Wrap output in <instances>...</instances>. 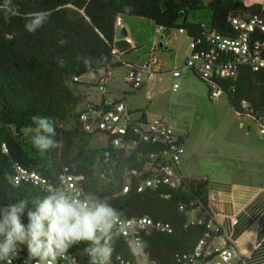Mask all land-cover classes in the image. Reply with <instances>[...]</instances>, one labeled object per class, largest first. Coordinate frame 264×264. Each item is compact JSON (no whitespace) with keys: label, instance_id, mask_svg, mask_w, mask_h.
<instances>
[{"label":"trees","instance_id":"obj_1","mask_svg":"<svg viewBox=\"0 0 264 264\" xmlns=\"http://www.w3.org/2000/svg\"><path fill=\"white\" fill-rule=\"evenodd\" d=\"M5 5L6 0H0V145L7 142L10 154L0 153L2 207L15 203L17 197L40 198L48 194L31 184L13 186L12 158L52 178L58 177L64 165H75L86 177L88 194L106 198L125 215H150L171 222L173 233L147 234L144 243L157 264H180L179 255L192 252L206 231L204 225L186 227L187 215L180 206L200 207L212 216L208 182L188 178L179 189L168 192L169 198L164 197L165 186L140 192L134 185L127 195L115 196L124 185L126 170L140 164L139 153L127 155L112 149L109 161H101L105 176L96 174V150L87 149L92 135L81 137L77 114L85 94L80 91L82 83L75 82L74 77L92 69L122 66L115 53L116 21L120 15L148 19L163 26L166 33L186 29L191 38L199 39L207 29L234 34L231 16L264 15V5L250 6L245 0H11L8 7L15 8L19 15L11 16L8 22ZM42 11L50 12L47 21L35 33H29L25 14ZM261 38L264 40V36ZM194 74L210 89L208 81ZM219 84L237 113L246 112L245 101L248 112H264V69L255 71L243 65L236 77L221 79ZM34 115L53 118V139L60 142L58 147L40 151L26 138L28 131H36L31 119ZM74 119L76 127L66 129ZM188 137L189 129L183 138L186 141ZM22 219L27 224L26 214ZM85 246L81 243L72 251L78 255ZM113 247L134 263L133 252L121 236ZM78 257L81 264H88L87 256Z\"/></svg>","mask_w":264,"mask_h":264},{"label":"built area","instance_id":"obj_2","mask_svg":"<svg viewBox=\"0 0 264 264\" xmlns=\"http://www.w3.org/2000/svg\"><path fill=\"white\" fill-rule=\"evenodd\" d=\"M123 16L116 21L117 29L124 24ZM234 34H222L215 29H207L202 38H191L190 54L185 59L183 67L172 70L173 76L179 80L174 83V90L186 88L188 72L198 73L210 83L209 99L218 101L224 94L219 80L236 77L243 65L251 66L255 71L264 69V15L256 14L247 18L231 16L229 18ZM165 41L172 44L171 32L166 33L163 26ZM175 37L189 36L186 29L173 30ZM126 40L132 42L127 36ZM207 44V45H206ZM115 53L118 51L115 49ZM126 68L124 88L114 67L92 69L87 73L74 77L75 82L82 83L83 89L96 87L102 96L94 101L90 93L83 92L85 99L78 105L77 114L81 130L87 135L102 133L109 138V144L98 152L105 161L112 157V149L125 151L127 155L134 151L139 153V165L131 166L125 172V180L120 193L127 195L134 185L143 192L159 186L167 187L164 197L169 198V191L179 189L190 178L183 169L187 153L184 133H178L171 118L166 116L151 117L148 106L158 94L155 87L156 79L162 73V61L156 53H150L145 61L139 64L120 61ZM145 90V102L135 101L138 92ZM244 112L238 115L252 117L257 123L264 138V112L256 114L248 112L249 104L244 102ZM185 132V131H184ZM0 153L10 154L7 142L0 145ZM10 183L13 186L31 184L48 193L62 185L72 186L82 194L87 193L85 175L73 165H64L58 177L52 178L41 171L26 167L17 158H12ZM212 175H226V169L212 170ZM105 176V173H102ZM215 198V193L209 192V203ZM0 207H2L0 200ZM181 211L187 215L186 227L204 225L206 231L192 252L179 255L180 264H242L245 259L238 243L228 233H223L214 215L208 216L200 207L188 208L181 204ZM126 221L125 232L121 237L133 252V264H157L146 250L144 239L153 232L173 233L174 225L150 215L129 216L123 214ZM237 223L238 219L234 218ZM26 224V223H25ZM19 256L12 259V264H36L35 259H29L26 245ZM76 256L79 264L80 258ZM64 262L58 261V264ZM0 264L5 262L0 261ZM112 264H132L121 254L114 252Z\"/></svg>","mask_w":264,"mask_h":264},{"label":"clouds","instance_id":"obj_3","mask_svg":"<svg viewBox=\"0 0 264 264\" xmlns=\"http://www.w3.org/2000/svg\"><path fill=\"white\" fill-rule=\"evenodd\" d=\"M10 4L6 0V22L19 15ZM49 15L48 11L25 14V29L35 33ZM31 119L36 125L33 146L40 151L58 147L53 118L34 115ZM25 214L27 224L22 219ZM122 217L106 198L82 194L72 186L62 185L40 198L17 197L15 203L0 207V261L12 264L23 250L21 245H26L28 258L36 264H58L60 260L79 264L71 250L84 243L78 255L87 256L88 264H112L113 244L125 232Z\"/></svg>","mask_w":264,"mask_h":264},{"label":"crops","instance_id":"obj_4","mask_svg":"<svg viewBox=\"0 0 264 264\" xmlns=\"http://www.w3.org/2000/svg\"><path fill=\"white\" fill-rule=\"evenodd\" d=\"M211 1L209 0L207 3ZM256 3L264 5V0H252L251 3L246 1V4L250 6ZM126 17L123 19V26L118 28L117 32L119 34L120 30L126 27L129 32L128 36L132 38V42H128L126 38L120 40L116 38L117 44H115L118 45L121 43L125 49L121 47L117 48L116 46L115 49L118 51L117 56L121 58L120 61L124 60L134 63V59L137 57V63L139 64L145 61L147 57L140 56L136 52L138 56L136 55L132 59L127 54L139 49L146 40L154 37L151 36L152 34L159 33L160 30L156 23L149 20L150 23H154L158 28L153 29L151 24H149L147 26L149 28V34L142 35L137 27L141 25L139 19L145 18L129 16L127 17L129 19H126ZM142 25L146 27L145 23ZM184 37L190 39L187 45V49L189 50L191 37ZM175 39H179V37H175ZM161 42H164L163 46H161ZM152 46L154 50L151 53H156L158 49L163 50L169 48L165 41V35L160 36L159 43L154 41ZM173 50L176 52L175 48ZM183 65L176 68L183 67ZM165 72L172 73V69H164L163 61L162 73ZM191 73L193 72H188L187 86L184 89L188 87ZM155 87H157L156 82ZM80 91L84 92L82 87H80ZM144 98L145 90H142L141 93L137 94L136 102L144 104ZM92 100L97 101L99 99L92 98ZM148 109L147 112L149 113ZM166 117L171 118L170 116ZM246 117L247 115L243 118L238 115L241 121L237 119L236 125L231 126L225 131L223 139L224 146L220 149L218 156L210 155L205 159H189L185 156L183 169L190 178L206 180L208 182L209 192L215 193V198L210 202V209L220 224L222 232L230 234L238 243L240 250L245 256L242 264H264V138L253 118L252 120L249 119L250 121L248 123L245 122L246 120L243 122ZM171 119L176 126L175 119ZM85 135L88 136L87 134ZM105 147L107 146L95 150L98 160L107 162L98 156V152L105 149ZM214 168L219 170L226 169L227 174L222 175L219 173L212 175L211 172ZM234 218L238 219L237 223L234 222Z\"/></svg>","mask_w":264,"mask_h":264},{"label":"rangeland","instance_id":"obj_5","mask_svg":"<svg viewBox=\"0 0 264 264\" xmlns=\"http://www.w3.org/2000/svg\"><path fill=\"white\" fill-rule=\"evenodd\" d=\"M205 1L207 2L209 0ZM246 1L251 3L252 0H245V2ZM126 19L129 18L126 17ZM139 21L141 22V25H139L137 29L142 33V35L149 34V28H147L149 24H151L153 29L158 28L154 23H150L148 19H139ZM143 23L146 24V27L142 25ZM163 35L164 34L162 32H159L152 34L151 36H154L153 38L150 36H141L150 38L149 40H146L139 49L133 50L127 55L132 59L136 57L137 53L138 55L140 54V56L148 57V55L154 50L152 46L153 42L157 41L159 43L160 36ZM171 37L173 38V44L171 46L167 44V46H169L168 49H158L156 54L160 57L162 63L164 61V69L174 70L176 67L184 64L186 56L189 54L187 45L190 42V39L188 37H180L179 39H175L174 31L171 32ZM116 44L115 46L117 48H123L121 43L118 45ZM174 48L176 49V52L173 50ZM124 55L126 56V54ZM116 60L120 61L121 58L117 56ZM134 61L136 64L138 62V58L136 57ZM114 72L117 77L121 78L120 81L122 86L124 88L128 87L124 78L126 75V68L118 67L114 69ZM174 78L175 77L172 73L165 72L160 74L156 79V88L158 94L149 106L148 110L150 116H170L171 118H174L178 133H184L186 129H190V136L186 140L187 158L205 159L210 155L218 156L220 149L224 146V133L228 128L236 125V122L240 120L238 118V114L231 106L226 94H223L218 101L211 102L209 99L208 85L196 74L191 73L187 89L181 88L174 90V83L179 81ZM83 91L90 93L91 99H100L102 96V93L99 92L94 86L85 88ZM144 102L145 98L143 99V103ZM249 119L252 120V117L247 116L246 119L244 118L243 122L246 120L245 122L248 123L250 121ZM76 124V119H74L66 126V129L75 128ZM35 134L36 131H28L26 138L32 140V137ZM80 134L82 138L85 136L82 130ZM108 144L109 138L107 136L103 135L102 133L95 134L92 138L89 137L87 149L95 150L104 146H108ZM95 156L94 158L97 169L96 174L101 176V169L103 168V165L101 161L98 160L97 155Z\"/></svg>","mask_w":264,"mask_h":264},{"label":"water","instance_id":"obj_6","mask_svg":"<svg viewBox=\"0 0 264 264\" xmlns=\"http://www.w3.org/2000/svg\"><path fill=\"white\" fill-rule=\"evenodd\" d=\"M129 35L128 29L126 27H123L119 34H117V39H123L126 38ZM164 45V42H161V46Z\"/></svg>","mask_w":264,"mask_h":264}]
</instances>
